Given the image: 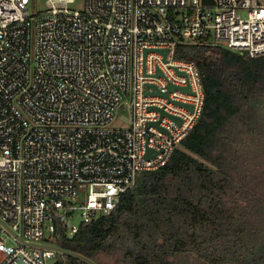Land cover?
Instances as JSON below:
<instances>
[{
  "label": "built area",
  "instance_id": "built-area-1",
  "mask_svg": "<svg viewBox=\"0 0 264 264\" xmlns=\"http://www.w3.org/2000/svg\"><path fill=\"white\" fill-rule=\"evenodd\" d=\"M72 1L0 0V264H51L55 221L72 237L168 161L202 105L177 43L264 56V0Z\"/></svg>",
  "mask_w": 264,
  "mask_h": 264
},
{
  "label": "trees",
  "instance_id": "trees-1",
  "mask_svg": "<svg viewBox=\"0 0 264 264\" xmlns=\"http://www.w3.org/2000/svg\"><path fill=\"white\" fill-rule=\"evenodd\" d=\"M202 90L200 115L168 161L139 174L112 211L48 242L94 264H264V56L177 43ZM51 264H83L56 254Z\"/></svg>",
  "mask_w": 264,
  "mask_h": 264
},
{
  "label": "rangeland",
  "instance_id": "rangeland-1",
  "mask_svg": "<svg viewBox=\"0 0 264 264\" xmlns=\"http://www.w3.org/2000/svg\"><path fill=\"white\" fill-rule=\"evenodd\" d=\"M83 0H73L71 4L67 5L69 10H81L82 9ZM44 9L43 0H34V5L28 9L29 13H35L38 11H42ZM127 113L123 111L122 107H119L115 113L114 118L109 124L110 128H123L126 126ZM138 178V177H137ZM136 178V179H137ZM136 182V180H135ZM134 182V183H135ZM72 223L76 224L78 219L76 217L72 218ZM7 245H11L10 241L7 242ZM175 264H202L194 254L192 253H182L174 256Z\"/></svg>",
  "mask_w": 264,
  "mask_h": 264
},
{
  "label": "water",
  "instance_id": "water-1",
  "mask_svg": "<svg viewBox=\"0 0 264 264\" xmlns=\"http://www.w3.org/2000/svg\"><path fill=\"white\" fill-rule=\"evenodd\" d=\"M202 3L203 4H211V0H202ZM159 52V51H158ZM161 52V51H160ZM161 53H163V52H161ZM157 75H158V73H157ZM150 88L152 91H151V93H147V92H144V94H148V95H151V96H153V95H160V96H163V97H165L166 98V93L165 94H160V93H158L157 91H156V89L153 87V86H150V85H145L144 86V88ZM167 89L168 90H172L173 89V87L172 86H170V85H168L167 86ZM179 90H181L182 92H188V88H183V89H179ZM184 108H186L188 111H191V107L190 106H183ZM148 110H153V109H148ZM158 113H159V115L161 116V115H165L161 110H159V109H155ZM166 116V115H165ZM168 118H170L171 120H173L176 124H178L179 123V120H177V119H175V118H173V117H169L168 116ZM147 126H153V127H155V128H157V129H159L158 127H157V124L156 123H153V124H147ZM160 130V129H159ZM150 151L148 150V151H146V154H145V156H144V158H148L149 156H150ZM39 248H47V249H49V250H51V251H53V252H55V253H57V254H60V255H66V256H69V257H71V258H73V259H75V260H78V261H80L81 263H83V264H94L93 262H91L90 260H88V259H86V258H84V257H82V256H80V255H78V254H75V253H71V252H68V251H63V250H61V249H58V248H56V247H49V246H47V247H43V246H38Z\"/></svg>",
  "mask_w": 264,
  "mask_h": 264
}]
</instances>
